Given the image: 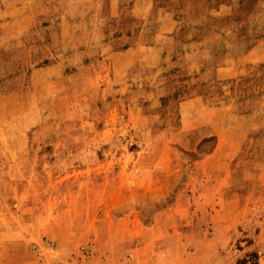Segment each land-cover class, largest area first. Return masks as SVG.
Segmentation results:
<instances>
[{
    "label": "rangeland",
    "instance_id": "rangeland-1",
    "mask_svg": "<svg viewBox=\"0 0 264 264\" xmlns=\"http://www.w3.org/2000/svg\"><path fill=\"white\" fill-rule=\"evenodd\" d=\"M24 1L0 0V264H264V0H154L160 62L123 73L99 45L34 69L64 7Z\"/></svg>",
    "mask_w": 264,
    "mask_h": 264
},
{
    "label": "crops",
    "instance_id": "crops-1",
    "mask_svg": "<svg viewBox=\"0 0 264 264\" xmlns=\"http://www.w3.org/2000/svg\"><path fill=\"white\" fill-rule=\"evenodd\" d=\"M28 6L38 7V14L45 11L46 7L55 3L64 7L58 17V24L61 27L59 32L60 49L56 58L52 62L35 66L37 70H49L60 67L66 61L69 53L84 54L92 49L95 45L100 46V55L107 58L109 64L123 73L131 66L155 67L160 62V56L163 54V48L158 42L138 41L143 34L142 22H145L154 9V0H133L128 3L126 0H26ZM140 1H143L140 3ZM27 2L21 3L27 6ZM146 6L145 13H134V9L140 4ZM14 4L15 3H9ZM75 5L87 7L82 12L74 13ZM129 6V16L139 19L140 24L130 27L126 24L128 20L123 13V7ZM69 7L70 11L65 8ZM75 9V8H74ZM34 11L33 9L31 10ZM25 13V12H24ZM173 15L170 13L166 16H157L155 35H165L169 37L174 28ZM16 17V16H15ZM9 18L8 21H18V18ZM126 25V26H125ZM24 35L26 34L23 31ZM23 35V36H24ZM18 36V35H17ZM135 39L134 42L124 44V38ZM122 39V41H119ZM74 51V52H73ZM69 52V53H67ZM105 55V56H104ZM70 56H72L70 54ZM72 58V57H71ZM162 59V58H161ZM83 61V59H82ZM88 61V57L84 58ZM33 68V67H32ZM221 69L230 70L231 67L223 66ZM197 99V97H194ZM195 99V100H196Z\"/></svg>",
    "mask_w": 264,
    "mask_h": 264
}]
</instances>
